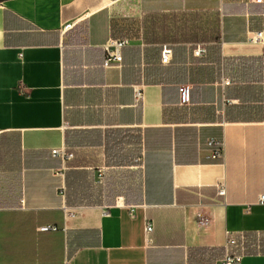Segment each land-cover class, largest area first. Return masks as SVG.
Listing matches in <instances>:
<instances>
[{
	"label": "crops",
	"instance_id": "1",
	"mask_svg": "<svg viewBox=\"0 0 264 264\" xmlns=\"http://www.w3.org/2000/svg\"><path fill=\"white\" fill-rule=\"evenodd\" d=\"M262 195L264 0L0 1V264H264Z\"/></svg>",
	"mask_w": 264,
	"mask_h": 264
},
{
	"label": "built area",
	"instance_id": "2",
	"mask_svg": "<svg viewBox=\"0 0 264 264\" xmlns=\"http://www.w3.org/2000/svg\"><path fill=\"white\" fill-rule=\"evenodd\" d=\"M72 28V24H66L64 26V29L68 30ZM128 44L127 40H111L107 46H106V51H107V59L104 63L105 67H110L113 65H120L122 62V54L121 50L124 46ZM206 53L205 48L199 46L196 48L194 51V54L198 57L203 56ZM172 58V49L169 46H164L163 51H162V63L168 64L171 61ZM136 98L138 100L143 99V94L141 89H136ZM208 146L213 148V155L212 158L217 160L221 159L224 156V145L222 142H218L214 139L210 140L208 142ZM52 154L54 157H60L63 160H70L72 159L73 155L70 153H67L63 149L59 150H53ZM218 194L220 196H225L226 190L224 186H220L218 190ZM259 202L261 204H264V195L260 196ZM42 231H50V230H57L56 227L53 226H45L41 228ZM146 234L149 235L153 231V226L151 223H147L145 227ZM234 260H239L238 257L236 258H228L227 263L232 262Z\"/></svg>",
	"mask_w": 264,
	"mask_h": 264
},
{
	"label": "water",
	"instance_id": "3",
	"mask_svg": "<svg viewBox=\"0 0 264 264\" xmlns=\"http://www.w3.org/2000/svg\"><path fill=\"white\" fill-rule=\"evenodd\" d=\"M0 1H5V0H0Z\"/></svg>",
	"mask_w": 264,
	"mask_h": 264
}]
</instances>
